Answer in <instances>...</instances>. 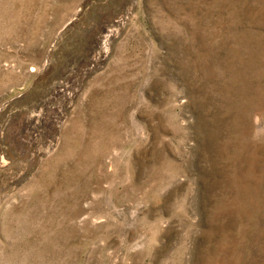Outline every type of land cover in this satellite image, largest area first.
I'll return each instance as SVG.
<instances>
[{
    "label": "rangeland",
    "instance_id": "1",
    "mask_svg": "<svg viewBox=\"0 0 264 264\" xmlns=\"http://www.w3.org/2000/svg\"><path fill=\"white\" fill-rule=\"evenodd\" d=\"M0 264H264V0H0Z\"/></svg>",
    "mask_w": 264,
    "mask_h": 264
}]
</instances>
